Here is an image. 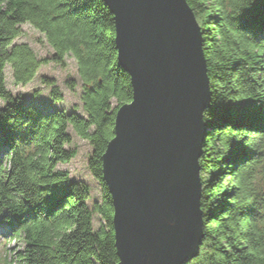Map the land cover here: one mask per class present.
Here are the masks:
<instances>
[{"label":"trees","instance_id":"trees-1","mask_svg":"<svg viewBox=\"0 0 264 264\" xmlns=\"http://www.w3.org/2000/svg\"><path fill=\"white\" fill-rule=\"evenodd\" d=\"M185 1L201 31L210 102L199 159L203 238L184 264H264V0ZM23 24L43 35L50 56L14 43ZM67 56L76 64L82 114L44 111L6 88L7 66L25 85L40 66H65ZM41 82L62 100L53 79ZM131 99L103 0H0V228L23 243L9 253L14 264L118 263L101 157L117 108ZM68 128L91 147L87 166L102 191L91 207L88 185L57 169L76 155Z\"/></svg>","mask_w":264,"mask_h":264},{"label":"water","instance_id":"water-1","mask_svg":"<svg viewBox=\"0 0 264 264\" xmlns=\"http://www.w3.org/2000/svg\"><path fill=\"white\" fill-rule=\"evenodd\" d=\"M130 102L101 157L117 264H184L203 238L199 159L210 102L200 27L185 0H103Z\"/></svg>","mask_w":264,"mask_h":264},{"label":"rangeland","instance_id":"rangeland-1","mask_svg":"<svg viewBox=\"0 0 264 264\" xmlns=\"http://www.w3.org/2000/svg\"><path fill=\"white\" fill-rule=\"evenodd\" d=\"M21 34L14 40V43H27L38 58L48 57L52 49L46 43L43 35L29 24L20 26ZM6 88L13 94L22 96L26 103L36 105L44 111L54 109H65L66 111H76L82 114L80 95V82L76 73V64L73 58H65V66H60L52 62L38 68L35 77L25 85L15 84L9 66L5 68ZM47 77L56 82L62 100L54 101L50 97V88L42 84L41 78ZM68 80H74L76 86L70 90L65 84ZM1 104V103H0ZM114 105V102L112 103ZM71 135V143L68 148L74 149L76 155L65 164H58L57 169L67 171L71 180L82 181L90 189V199L87 205L91 207L94 202L100 201L102 191L97 181L92 177L88 170L87 162L90 157L91 147L89 143L78 138L71 128H68ZM101 221L98 216L93 217V227L97 229ZM23 246L21 240L11 239L6 230L0 228V256L5 259V264H14L9 253L20 250ZM11 260V261H10ZM1 262V263H2Z\"/></svg>","mask_w":264,"mask_h":264}]
</instances>
